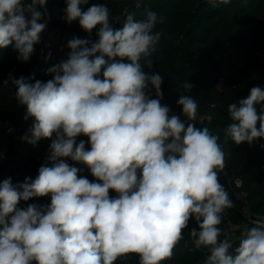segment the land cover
I'll return each instance as SVG.
<instances>
[{"label": "clouds", "instance_id": "obj_1", "mask_svg": "<svg viewBox=\"0 0 264 264\" xmlns=\"http://www.w3.org/2000/svg\"><path fill=\"white\" fill-rule=\"evenodd\" d=\"M88 2L66 0L64 20H78L89 34L99 26L95 41L68 40L67 59L47 69L53 78L46 82L10 77L24 119H33L22 140L51 144L34 180L0 182V264H114L128 254L139 264H162L192 218L199 230L189 236L194 251L207 249L204 264H264V221H251L233 251L227 234L220 239L222 214L234 206L219 182L226 167L220 137L195 126L199 105L191 95L177 100L187 120L171 114L161 103V75L140 63L144 57L152 67L157 14L136 20L129 13L116 28L105 4L82 10ZM229 2L209 0L214 7ZM46 4L0 0V48L14 45L27 62L46 28L39 10ZM181 87L191 92L194 85L186 80ZM228 113L224 135L236 145L264 138V89L252 87ZM80 135L88 141L77 142ZM65 158L86 164L95 181L78 176ZM49 195L50 204L18 207Z\"/></svg>", "mask_w": 264, "mask_h": 264}, {"label": "trees", "instance_id": "obj_2", "mask_svg": "<svg viewBox=\"0 0 264 264\" xmlns=\"http://www.w3.org/2000/svg\"><path fill=\"white\" fill-rule=\"evenodd\" d=\"M92 4H105L116 28L123 26L129 13H135L136 20L145 19L147 11L157 14L153 31L160 33V39L151 50L152 67L144 64V57L140 63L145 72L161 75V103L169 106L171 114L187 120L177 104L179 96L191 95L197 101L199 107L193 123L201 129L207 127L220 137L218 142L226 154L225 168L233 177V188L246 196L253 212L264 213V138L251 146L247 142L236 145L224 135V129L232 123L229 104H238L247 98L254 86L264 89V0H230L215 7L209 0H89L87 5H82V10L86 11ZM66 6V0H47L52 22L61 30L95 41L99 26L89 34L78 20L68 24L64 20ZM17 57L14 45L0 48V149L6 154V159L0 162V182L11 178L13 184L23 183L26 177L32 180L37 177L38 169L46 163L51 139H41L36 145L22 140L33 119H24L26 107L18 104L11 78L34 76L46 82L53 78L46 74L47 69L61 61L48 51L41 38L27 62ZM186 80L194 85L191 92L181 87ZM151 96L156 98L154 89ZM80 140L88 141V137L80 135L77 142ZM86 149L90 150V144L86 143ZM65 159L80 169L78 176L95 181L86 164ZM117 195L110 190V196ZM50 202V195L34 197L20 201L18 207L24 209L29 204ZM222 217L218 226L222 230L220 239L227 234L233 251L239 246L240 237L229 229L223 214ZM192 228L199 230L194 218L183 232L184 239L175 246L172 258L162 264H204L208 252L204 248L193 250L189 236ZM114 264H139V257L128 254Z\"/></svg>", "mask_w": 264, "mask_h": 264}, {"label": "built area", "instance_id": "obj_3", "mask_svg": "<svg viewBox=\"0 0 264 264\" xmlns=\"http://www.w3.org/2000/svg\"><path fill=\"white\" fill-rule=\"evenodd\" d=\"M31 1V0H30ZM40 11L45 12V18L41 22L46 23L45 30L41 33V40L48 51L55 54L61 61L67 59V53L70 51L67 48V42L72 37H79L73 31H64L52 22L51 14L47 7L39 8ZM82 39V38H81ZM6 159V154L0 149V162ZM219 182L224 186L225 190L229 193V197L233 202V209L239 214V218H230V212L223 213L228 221L229 229L233 233H237L239 237L245 230L251 228L253 225L251 221L262 220L264 221V213L253 212L248 205V200L242 192H237L232 186V175L226 168L218 174Z\"/></svg>", "mask_w": 264, "mask_h": 264}, {"label": "crops", "instance_id": "obj_4", "mask_svg": "<svg viewBox=\"0 0 264 264\" xmlns=\"http://www.w3.org/2000/svg\"><path fill=\"white\" fill-rule=\"evenodd\" d=\"M30 2H31V1H30ZM229 212H230V215H234V216H235V219H236V218H239V214L236 213V212L234 211L233 208H231Z\"/></svg>", "mask_w": 264, "mask_h": 264}, {"label": "rangeland", "instance_id": "obj_5", "mask_svg": "<svg viewBox=\"0 0 264 264\" xmlns=\"http://www.w3.org/2000/svg\"><path fill=\"white\" fill-rule=\"evenodd\" d=\"M23 2H24L25 4H27V3H30V0H23ZM226 211H227V213H229L230 209H226ZM230 218L234 219L235 216H234V215H230Z\"/></svg>", "mask_w": 264, "mask_h": 264}]
</instances>
